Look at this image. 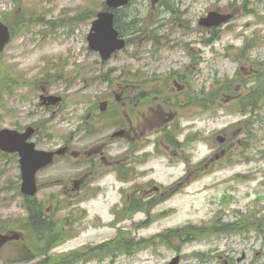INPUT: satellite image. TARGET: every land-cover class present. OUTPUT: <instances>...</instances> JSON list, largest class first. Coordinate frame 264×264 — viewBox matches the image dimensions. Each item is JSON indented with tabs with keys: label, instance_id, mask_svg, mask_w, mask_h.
<instances>
[{
	"label": "rangeland",
	"instance_id": "rangeland-1",
	"mask_svg": "<svg viewBox=\"0 0 264 264\" xmlns=\"http://www.w3.org/2000/svg\"><path fill=\"white\" fill-rule=\"evenodd\" d=\"M105 1L0 0V20L10 24L19 18L21 27L27 24L17 32L1 61L50 94L67 96L66 103H80L77 107L81 112L87 102L103 100L104 95L112 93L113 99L127 79L129 84L141 86L139 92L147 93L144 95L149 102L139 107L145 117L150 118L149 110L161 111L163 119L169 121V129L178 125L179 132L171 131V135L185 143L166 148L162 135L151 136L155 146L148 148L160 153H144L148 154L145 162L130 166L128 182L119 181L114 166L98 158L94 163L101 169L91 183V191L86 192L87 200H80L79 206V197L73 191L67 192L63 202L61 197L55 199L59 195L55 181L62 176L72 179L87 166L71 165V169L65 162L55 163L39 175L37 198L43 199L49 214L57 209L51 219L63 233L77 235L51 252H42L47 248L40 235H55L58 228H39V222L32 219L28 229L15 230L22 232L28 249L36 250L32 253L34 259L8 264H58L54 256L85 243L98 245L103 241H114V245L87 250L74 262L170 264L179 257L178 264H264V237L254 229L247 234L213 235L182 243L198 226H207L217 218L234 221L242 213L264 219V111H259L260 120L252 125L255 136L243 152L247 133L240 127L249 119V110L231 109L236 97L217 91L225 84L242 80L235 74L249 78L257 71L264 72V0H130L128 6L117 11L115 27L132 42L112 59L101 62L97 54L88 50L86 36L91 18L102 10ZM165 1L170 2V9L163 5ZM15 5V12L7 13ZM209 12L231 15L232 19L216 29L218 39L213 44L204 46L202 40L211 35L208 29L198 26V21ZM57 21L63 24L52 27L51 22ZM106 73L109 83L93 81ZM0 75L1 83L8 81V74ZM181 77L186 89L178 87ZM258 85L251 82L249 88ZM39 87L26 83L16 87L13 94H2L0 129L36 125L40 128L35 139L37 147L53 150L78 122H61L66 111L55 107L49 111L40 109ZM232 88L243 92L242 85L233 83ZM190 95L197 101L209 98V109L200 110L194 104L190 107ZM104 127L101 122L98 129ZM222 129H227L224 135L228 138L234 135L233 147L215 158L213 154L220 148L217 136ZM107 133L108 128L103 134ZM105 154L116 160L122 156ZM204 158L208 161L198 165ZM237 175H243L244 180ZM19 185L17 158L0 156V226L3 222L19 223L25 217ZM154 185L160 189L152 200L156 205L150 207L151 216L148 218L146 212L129 214L117 224L116 211L125 207L128 193L134 188L139 190L128 201L139 212V203L150 199ZM171 185L173 188H169ZM64 203L69 204L66 209L61 208ZM69 222L73 226L68 227ZM119 230L122 236H116ZM175 231L176 237L172 238ZM164 242L176 251L164 247ZM19 251L20 246L7 247L0 253V264L13 261ZM198 253H208L211 259H198ZM63 261L68 264L67 258Z\"/></svg>",
	"mask_w": 264,
	"mask_h": 264
},
{
	"label": "flooded vegetation",
	"instance_id": "flooded-vegetation-1",
	"mask_svg": "<svg viewBox=\"0 0 264 264\" xmlns=\"http://www.w3.org/2000/svg\"><path fill=\"white\" fill-rule=\"evenodd\" d=\"M182 88H186V84H182ZM139 87L123 86L121 88V102L116 103L120 106V109L113 104L108 102L104 110L101 112L99 110L98 104H92V109H87L84 117L81 119L83 121V131L75 137L74 133H71L68 138L63 137L61 144L59 145V150L63 153V156L57 159L61 161H72L78 162V164H83L89 167V170L78 173L77 177L63 182L64 179H60L58 183L60 188L64 193L71 187L73 189H82L91 186L92 181L96 178V172L92 168L96 159H100L102 163L107 166L111 165L112 162L110 159L104 156L103 153H123L119 163L123 168H128L131 165L142 164L144 161V153H159L157 149H150V147L155 146V142H150L152 132L155 127H159L162 123L154 122V116L159 114V117L162 116L161 111H152L149 110L150 118L145 117V113H142L138 108L141 106L140 98L143 97L142 94L136 96L137 90ZM41 100V98H39ZM48 101H44V109H50V106H46ZM113 107L117 108V112L112 114ZM60 110L63 109V103L59 104ZM98 110L99 115L94 110ZM119 110V111H118ZM110 116V117H109ZM111 116L119 117L121 120V125L117 128L120 136L118 139L121 143L120 150L109 149L111 146L110 141H114L112 134H102L105 130L100 128L101 119H109ZM171 116V115H170ZM160 119V118H159ZM99 123H96V121ZM89 122H95L96 127L89 129L86 128V124ZM85 126V127H84ZM112 130V128H111ZM38 129H35V133ZM90 133V140L87 139V133ZM35 137V136H34ZM82 139V140H81ZM86 140V141H85ZM118 143V142H115ZM180 146V143H178ZM176 153V152H175ZM99 157H98V155ZM69 184H72L71 187H68ZM65 195V194H64Z\"/></svg>",
	"mask_w": 264,
	"mask_h": 264
},
{
	"label": "water",
	"instance_id": "water-1",
	"mask_svg": "<svg viewBox=\"0 0 264 264\" xmlns=\"http://www.w3.org/2000/svg\"><path fill=\"white\" fill-rule=\"evenodd\" d=\"M111 3L108 2V5L111 7H118L123 4H125L126 0H111ZM112 15H99L98 21H96L93 24L92 30L95 32L93 35L90 36L89 41L90 45L94 47L93 45H97V48L101 50L102 54H110V49H105V47H102V43L111 41L109 40V36L115 37L116 32L112 29ZM105 34H107V38L105 37ZM9 40V34L6 27L0 24V52L2 51L4 45ZM117 49H121L123 47L122 42H117L115 45ZM95 48V47H94ZM11 135L15 136L14 133H10L8 131H3L0 133V140L4 138H8L9 142H12ZM8 144L6 142H3L0 147L3 150H7L5 146ZM23 153L21 154V170H22V179H23V185H22V192L26 195L32 196L35 193V185H34V174L36 170H38L40 167L48 164L51 162L52 154H46V153H37L32 150L31 145H25L24 149H22ZM33 151V152H32ZM17 235H13L12 237H1L0 236V247L9 240L17 239ZM177 260H174L172 264H176Z\"/></svg>",
	"mask_w": 264,
	"mask_h": 264
},
{
	"label": "trees",
	"instance_id": "trees-1",
	"mask_svg": "<svg viewBox=\"0 0 264 264\" xmlns=\"http://www.w3.org/2000/svg\"><path fill=\"white\" fill-rule=\"evenodd\" d=\"M246 224V218L243 217L240 221H238L237 223H235V225H239L240 227L242 225H245ZM235 225H228V224H225L222 228L223 231H228V230H235ZM204 230L205 228L203 227H200L197 229V231L189 236H186L184 238V240H197L199 238H201L203 236V233H204ZM176 231L174 232V235H171L172 238H175L176 236Z\"/></svg>",
	"mask_w": 264,
	"mask_h": 264
}]
</instances>
